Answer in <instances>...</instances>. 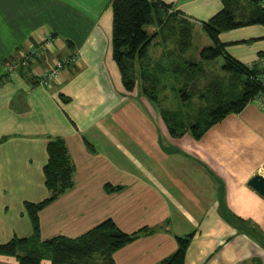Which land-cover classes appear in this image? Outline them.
<instances>
[{
	"label": "crops",
	"instance_id": "0c3cea01",
	"mask_svg": "<svg viewBox=\"0 0 264 264\" xmlns=\"http://www.w3.org/2000/svg\"><path fill=\"white\" fill-rule=\"evenodd\" d=\"M162 1L198 32L223 6L221 0ZM112 28V0H0V65H15L17 52L37 48L22 71L0 83V243L32 234L25 203L48 196L46 146L60 138L73 184L39 210L42 239L75 238L111 217L126 232L149 228L112 253L114 264H155L174 252L177 236L189 234L185 264H264V195L249 184L264 177L263 108L253 100L198 138L188 130L172 135L161 110L175 105L174 91L163 87L155 101L138 79L132 91L124 87ZM46 36L53 44L41 49ZM219 38L242 62L264 58L263 25ZM198 41L199 56L211 40ZM156 51L151 43L149 54L160 60ZM73 53L58 77L39 83ZM107 183L118 189L106 190ZM0 264L18 261L0 254Z\"/></svg>",
	"mask_w": 264,
	"mask_h": 264
},
{
	"label": "trees",
	"instance_id": "16d2710c",
	"mask_svg": "<svg viewBox=\"0 0 264 264\" xmlns=\"http://www.w3.org/2000/svg\"><path fill=\"white\" fill-rule=\"evenodd\" d=\"M221 1L222 8L201 21L211 44L200 49L197 61L189 55L193 24L181 12H170L171 6L162 0H112V56L123 85L132 91L137 79L141 78V90L155 101L163 87H170L175 93V105L163 108L161 114L174 136L188 130L198 138L227 114L239 112L248 102L264 97V58L242 62L226 50L227 44L219 38L221 32L241 26H264V7L257 6L258 0ZM161 12L167 14L165 20ZM150 23L156 28L148 32L145 26ZM154 40L156 46L168 47L163 54L166 59L162 56L157 63L149 57V46ZM218 58H222L223 63L215 68L211 63ZM150 72L155 76L150 77ZM169 72L175 77L174 81L171 78L163 80L162 75ZM3 79L6 77L0 74V83ZM46 150L48 158L43 173L49 194L41 201L25 203L32 234L0 243V254L15 256L18 264H42L44 260H49L50 264H93L99 260L100 264H114L112 253L148 232V227L126 232L107 217L75 238L63 235L40 237L39 210L72 186L74 171L62 139H49ZM105 189L118 187L107 183ZM176 239L174 252L155 264H185L191 234Z\"/></svg>",
	"mask_w": 264,
	"mask_h": 264
},
{
	"label": "rangeland",
	"instance_id": "374dc122",
	"mask_svg": "<svg viewBox=\"0 0 264 264\" xmlns=\"http://www.w3.org/2000/svg\"><path fill=\"white\" fill-rule=\"evenodd\" d=\"M259 1V3L258 2H256V4H257V6L258 7H264V0H258ZM261 1H262V3H261ZM171 12V11H170ZM161 16H162V19L163 20H165L166 18H167V14H164V13H162L161 12V14H160ZM202 27V26H201ZM145 28H146V30L148 31V32H151L154 28H153V23H150V24H148V25H146L145 26ZM193 40H192V44H191V54L195 57V60H197V61H199V56L197 55L198 54V49L200 48V42L198 41V40H201V39H203V38H205L206 40H208V37L206 36V33H205V31L203 30V29H200L199 30V32L196 30V29H193ZM201 38V39H200ZM156 40H154L153 41V45L157 48V51L156 52H159V54H160V58L162 57V56H164L163 54L164 53H166L165 52V50H164V48H159V47H157L156 46V44L154 43ZM51 45V44H50ZM49 46V45H48ZM199 48H198V47ZM1 49V48H0ZM159 50V51H158ZM32 52V51H31ZM31 52H28V51H25V52H23V53H21V55H20V57H18V52H17V55H16V58L14 59L15 60V65H13L10 61L11 60H7V61H5V62H1V64L3 65H0L2 68H3V71L0 73V74H2V77L4 78V77H8L9 75H11L13 72H19L20 70L22 71L23 70V68H24V65H25V63H27V61H29L32 57H33V54H31ZM39 52L41 53V54H44L43 52H41L40 50H39ZM200 52V51H199ZM1 55V54H0ZM72 56H77V53H73L72 54ZM68 57V56H67ZM149 57H150V60H152V61H156V63H157V58L155 59V52H154V54L152 55V57H151V55L149 54ZM165 57V59H166V57L167 56H164ZM6 58V57H5ZM4 58V59H5ZM63 58H65V57H63ZM62 58V59H63ZM1 61V60H0ZM2 61H4V60H2ZM136 63H138V62H136ZM223 63V59L222 58H218L215 62H213V63H211L212 65H215V68L218 66L219 67V65H221ZM139 64V63H138ZM201 64H203V63H201ZM52 67H54L55 68V63L54 64H52ZM20 69V70H19ZM60 70H58V75H60V73H61V71H62V69L63 68H59ZM149 75H150V77H151V75H154L153 73H149ZM155 76V75H154ZM162 76H164V79L163 80H168V79H172V81H174V76L169 72V73H164V75H162ZM204 80V79H203ZM138 81H142V79L141 78H138ZM142 83V82H141ZM141 83H138V84H140L141 85ZM147 85L149 86V84L147 83ZM198 85V84H197ZM173 95H175V93H173ZM192 113H193V111H191ZM105 218H107V217H105ZM102 220H104V218H102L101 219V221ZM47 263H49L50 264V261L49 260H44L43 261V263L42 264H47ZM93 264H100V262H94Z\"/></svg>",
	"mask_w": 264,
	"mask_h": 264
},
{
	"label": "built area",
	"instance_id": "2783aa9c",
	"mask_svg": "<svg viewBox=\"0 0 264 264\" xmlns=\"http://www.w3.org/2000/svg\"><path fill=\"white\" fill-rule=\"evenodd\" d=\"M53 43V40H51L50 38H47L46 40H44L41 44V49H45L46 46L50 45ZM75 56H68L65 57L57 62H55V68L52 67L50 70L43 72L39 78L38 81L39 83H41L42 85H47L49 84V82L51 80H53L54 78L58 77V70H60L59 68H63L64 64L69 62L70 60L74 59ZM262 81L264 82V78L262 79ZM257 101V103L263 108L264 110V97L263 96H259L255 99Z\"/></svg>",
	"mask_w": 264,
	"mask_h": 264
},
{
	"label": "water",
	"instance_id": "95a60500",
	"mask_svg": "<svg viewBox=\"0 0 264 264\" xmlns=\"http://www.w3.org/2000/svg\"><path fill=\"white\" fill-rule=\"evenodd\" d=\"M249 184L264 195V177L255 175L249 180Z\"/></svg>",
	"mask_w": 264,
	"mask_h": 264
}]
</instances>
